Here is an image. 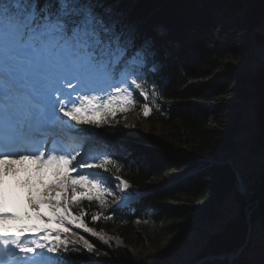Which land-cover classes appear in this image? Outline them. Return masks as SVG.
<instances>
[{"label": "trees", "instance_id": "1", "mask_svg": "<svg viewBox=\"0 0 264 264\" xmlns=\"http://www.w3.org/2000/svg\"><path fill=\"white\" fill-rule=\"evenodd\" d=\"M121 6L128 20L153 38L160 51L157 63L148 66L146 80L141 81L148 97L134 94L130 110L157 128L152 136L161 148L144 152L132 143L125 154L112 151V163L103 172L127 180L132 193L151 189L166 172L184 174L171 186L150 190L125 208L96 200L75 204L73 212L95 233L70 225L67 241L73 251L65 255L75 257L78 264H165L157 253L134 256L128 247L144 239L138 222L165 219L167 232L181 227L208 236L193 262L213 264L243 246L236 258L259 264L264 72L259 52L251 53L249 46L264 38L258 29L264 20V0H121ZM240 29L244 41L239 40ZM248 54L250 62H245ZM212 76L210 81L193 83ZM145 104L150 108L147 115ZM109 119L121 121V115ZM132 136L138 139L144 133L136 131ZM94 141L103 145L99 137ZM241 161L245 170L239 168ZM237 171L250 192L237 189ZM109 181L114 188L113 179ZM230 198L232 203L223 206ZM176 200L182 204L170 205ZM225 212L232 217L225 219ZM97 233L116 235L125 247L105 242ZM80 237L96 252H87Z\"/></svg>", "mask_w": 264, "mask_h": 264}, {"label": "snow or ice", "instance_id": "2", "mask_svg": "<svg viewBox=\"0 0 264 264\" xmlns=\"http://www.w3.org/2000/svg\"><path fill=\"white\" fill-rule=\"evenodd\" d=\"M159 55L156 41L128 20L121 0H0V264H78L75 257L65 255L73 251L61 239L69 231L67 227L23 221L35 217L49 222L55 219L60 225L79 222L80 216L69 220L65 205L82 200L106 203L109 186L105 179L113 177H100L112 161L105 158L96 163L55 145L45 150L39 144L52 142H38L37 135L63 131L94 138L80 125L110 123L116 113L114 103L131 105L134 94L147 98L141 81ZM259 63L264 72V38ZM144 113L148 114L147 104ZM25 161L36 163L37 172L44 166L54 169L56 180L44 185L43 200L33 194L31 171L25 170L27 176L20 179L22 170L17 165ZM10 177L28 188L29 207L9 203L6 184ZM115 179L127 187L126 182ZM40 183L44 184L42 179ZM43 203L50 205L51 215L41 209ZM12 221L20 223L10 224ZM80 227L92 232L86 225ZM26 233L33 235L22 239ZM80 239L87 252H96L88 240ZM257 244L259 264H264V214ZM213 264L252 262L226 257Z\"/></svg>", "mask_w": 264, "mask_h": 264}, {"label": "rangeland", "instance_id": "3", "mask_svg": "<svg viewBox=\"0 0 264 264\" xmlns=\"http://www.w3.org/2000/svg\"><path fill=\"white\" fill-rule=\"evenodd\" d=\"M258 29L261 32H264V20ZM238 35H239V40L244 41L245 36H244V32L242 29L239 30ZM259 45H260L259 41H254V43H252L249 46L250 52L251 53L253 51L259 52ZM247 56L248 58L245 59V62H250L249 58L251 57V54H248ZM232 64H238V63L232 62ZM212 78L213 76L204 78V79L200 78L198 80H194L193 83H198L199 81L207 82V81H210ZM127 106L124 105L120 108H117L118 111L120 110L119 115H121V121L103 124L100 127L80 125V127L83 128L86 132L93 133L94 138L92 137L83 138V137L75 136L76 138H74V140L69 143V145L71 146L69 151H74L78 157L82 154L84 156V159L86 160L93 161L96 163L102 162L103 158L106 156L104 153V150L99 151L97 153L88 152V148L90 144L97 137H99V140L103 144L102 147L106 151H110V152L113 151L115 153H120L124 151L125 148H127L126 150H129L128 148L130 147L132 143H135L134 147H139V149L143 150L144 152L148 151V149L152 147L160 148L157 142L153 139L154 137L152 136L153 133H155L157 128L145 122L136 110L135 111L130 110L131 111L130 114H127V111H129L127 110ZM118 111H117V114H118ZM248 111L251 112V107H248ZM149 113L150 111L148 108V114ZM136 131H142L144 133V136L138 139L134 138L132 136V133H136ZM59 133H66V132L61 131ZM243 138H244L243 136H239V139H243ZM73 142H74L75 147H77V149H75L74 146H72ZM23 164H31L30 166H35V168L37 169V164L34 163L33 161H25ZM239 168L241 170L246 169L243 161H241ZM88 170H95V169H88ZM40 171H41V176L39 177V180L37 179L38 176L36 175L32 176V187H33V194L35 195V197L37 199L43 200L44 199L43 197L44 185H49L53 183L55 181L54 180L55 177L53 176L54 169L52 167L44 166ZM27 174L28 172L21 171L20 179L25 178ZM182 174H184L183 171H178V172L170 171V173L166 172V176L161 178L162 179L161 181H158L154 183L153 185H155L154 186L155 189L171 186L173 181L178 179L179 178L178 176ZM100 178L105 179L104 177H100ZM41 179L44 182L43 185L40 183ZM242 179L243 178L241 177V181L238 180L237 189L241 191V188H243V191L241 192L243 194H246L250 192L251 189L246 187ZM105 183H106V186H108L106 179H105ZM113 185L115 189L109 190L108 193L105 195V201L109 203L111 207L127 204L130 200H133V199L135 200L137 198V196L129 195L130 194L129 184H127V187H125L124 184L122 183L118 184L117 179H115L113 181ZM12 186H13V189L11 188ZM17 186H18L17 188L14 185L9 186L10 192L15 199V203L17 205H20L21 207H25V208L29 207L27 205V198L25 199V197L28 194V188L26 186H21L18 183V179H17ZM8 195H10L9 192H8ZM76 199L77 200L80 199L79 195L77 196ZM59 201H60V197L57 196L56 202L59 203ZM232 201H233L232 198H230L229 200L222 203V205L226 207L229 203H232ZM255 203L256 202H254V204ZM180 204H182V201L176 200V201L171 202L170 205L174 206V205H180ZM65 206L70 207L69 214H68L69 220H72V218L75 216H79L77 214H74L71 209L72 207L75 206V204L71 206H68V205H65ZM41 209L48 215H51L50 205H48L47 203L41 204ZM247 211L249 215L252 210L248 209ZM61 212H63V208H61ZM230 215L232 214L228 215V213L225 212L224 213L225 219H230L232 217ZM37 220L38 219L33 217L30 220L28 219L24 220L23 223H27L29 225H35V222ZM45 222H46V225H48L49 227H56V228H65L68 225V224L60 225L55 219H53L51 222L45 220ZM148 222L150 221L148 220L147 222L143 224L141 222H138L139 229L140 231H142L144 235V239L142 240L140 245L128 246L132 255L134 256L141 255L142 257L145 255H151L153 253H157L160 255L162 261L165 264H196L197 263V262H193V259L197 256L198 253L202 251L203 246H204V240L206 238L208 239V236H206L205 234H201L199 233V231H196V230L190 231V232L183 231L181 227H177L172 232H167L165 230V226L167 224V221L165 219H162L158 222H153V223L150 222L151 224H149ZM17 223H20V222H17ZM72 224L77 225L79 227L81 224L85 225L82 218L79 222H73ZM211 229L214 230L216 229V227L211 228ZM92 233H95V232L92 230ZM100 234L101 236L99 234L98 236H100L103 239V241L109 242L112 245H115L118 247H125V243L121 240L120 237L116 235H112V234H104V233H100ZM65 237H66V233H62L61 239H65Z\"/></svg>", "mask_w": 264, "mask_h": 264}, {"label": "bare ground", "instance_id": "4", "mask_svg": "<svg viewBox=\"0 0 264 264\" xmlns=\"http://www.w3.org/2000/svg\"><path fill=\"white\" fill-rule=\"evenodd\" d=\"M160 147V146H159ZM161 148V147H160ZM163 149V148H162ZM31 164H22V165H17V167L18 168H21V170L22 171H25V170H29V171H31L33 174H32V176H34V175H36V176H38V180H39V177L41 176V171H39V172H37L36 170V168H35V166H30ZM27 172V171H26ZM36 179V180H37ZM9 180L10 181H8L7 182V184H6V188H7V190H8V192L10 193V185H14V186H16V188L18 187L17 186V178H13V177H10L9 178ZM173 184V183H172ZM13 187V186H12ZM11 187V188H12ZM13 189V188H12ZM15 191V190H14ZM20 191V190H19ZM129 193V192H128ZM8 197H9V203L10 204H13V202H14V198H13V196L10 194V195H8ZM16 197V196H15ZM20 201V200H19ZM20 206V205H19ZM10 224H16V222L15 221H12V222H10ZM18 224V223H17ZM35 225H37V226H44V225H46V222H45V220H37L36 222H35ZM31 235H33L32 233H26L25 234V236H26V238L25 239H27L29 236H31ZM176 243V242H175ZM242 249V248H241ZM240 249V250H241ZM241 252V251H240Z\"/></svg>", "mask_w": 264, "mask_h": 264}, {"label": "water", "instance_id": "5", "mask_svg": "<svg viewBox=\"0 0 264 264\" xmlns=\"http://www.w3.org/2000/svg\"><path fill=\"white\" fill-rule=\"evenodd\" d=\"M237 177H238V180L239 181H241V176H240V174H239V172H237ZM242 248V247H241ZM240 251L241 250H238V251H236V252H232V253H227V254H224L223 256H221V257H223V258H226V257H237L239 254H240Z\"/></svg>", "mask_w": 264, "mask_h": 264}]
</instances>
